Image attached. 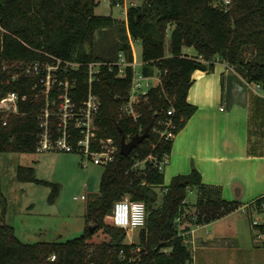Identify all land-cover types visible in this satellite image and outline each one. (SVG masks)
Masks as SVG:
<instances>
[{
    "label": "trees",
    "instance_id": "1",
    "mask_svg": "<svg viewBox=\"0 0 264 264\" xmlns=\"http://www.w3.org/2000/svg\"><path fill=\"white\" fill-rule=\"evenodd\" d=\"M231 4L145 0L141 6L131 5L126 20L120 21L97 15V0H0V101L9 93L20 96V114L9 116L6 126L0 111V156L37 153V115L45 99L33 89L36 79L13 78L30 63L48 60V56L83 64L110 63L120 53L131 62V41L136 40L143 47V74H161V83L141 97L142 116L134 123L119 111L132 85V68H127L123 78L117 76V69L103 68L100 81L94 85L102 101L96 128L99 137H112L119 151L115 161L105 166L99 196L87 206L84 233L67 241L25 243L13 226L3 223L0 264H188L192 253L183 236L187 228L181 227L192 217L196 220L191 223L203 225L241 206L238 201L224 200L218 188L205 185L196 169L175 176L162 190L163 171L150 163L141 171L134 168L150 154L159 159L170 157L174 139L167 140L160 132L167 129L163 124L171 121L169 130L176 136L197 112L198 108L188 101L196 71L212 73L218 60L264 90V0H232ZM186 48H194L197 56L188 57ZM71 76L78 77L72 96L79 101L88 90L85 68ZM170 110L172 115H168ZM139 134L147 138L129 156H123L122 138L129 140ZM17 174L22 183L50 188L48 202H56L59 186L38 179L34 167L20 166ZM192 189L199 196L194 209L187 204ZM124 199L143 202L147 207L146 225L133 243L126 242L125 230L108 220L114 204ZM252 205L262 211L264 200ZM255 228L264 235V224ZM99 232L105 238L97 243Z\"/></svg>",
    "mask_w": 264,
    "mask_h": 264
},
{
    "label": "crops",
    "instance_id": "2",
    "mask_svg": "<svg viewBox=\"0 0 264 264\" xmlns=\"http://www.w3.org/2000/svg\"><path fill=\"white\" fill-rule=\"evenodd\" d=\"M192 77L188 101L198 110L174 138L164 180L196 169L224 200L242 203L221 219L203 225L191 223L195 219L181 227L187 228L183 236L192 253L190 264H264V235L255 233L252 223L255 212V220L264 224V207L259 211L252 205L264 200V90L218 60L212 73L196 71ZM190 192L196 200L187 204L194 209L199 196L196 189Z\"/></svg>",
    "mask_w": 264,
    "mask_h": 264
},
{
    "label": "built area",
    "instance_id": "3",
    "mask_svg": "<svg viewBox=\"0 0 264 264\" xmlns=\"http://www.w3.org/2000/svg\"><path fill=\"white\" fill-rule=\"evenodd\" d=\"M225 2L229 6L232 1L226 0ZM132 6L135 5L132 4ZM132 43L131 41L133 49ZM133 56L134 59L131 62L127 61L124 53H120L115 62L94 61L87 64L48 56V60L30 63L21 74L14 75V80L18 77L36 79L33 89L38 97L45 99V105L37 115L40 129L37 152L76 153L104 167L114 162L119 151L116 141L112 137H99L96 128L97 115L102 101L95 92L94 85L100 81L104 67H108L111 71L117 69V76L121 78L127 76V68L131 67L133 70L132 85L127 100L121 104L119 111L131 118L134 123H138L142 116L139 110L140 99L147 94L150 88L161 83V74L158 72L149 76L144 75L143 62L139 69L134 51ZM82 68H85L88 90L81 100L76 101L72 93L77 88L78 77L71 75L80 72ZM151 81H155L156 84L152 86L149 83ZM143 82H146V90ZM256 88L263 90L259 84H256ZM19 101L20 96L17 93H9L1 99L0 111L4 115V126L7 125L9 116L20 114ZM172 114L170 110L168 115ZM163 125L167 129L160 132L161 136L167 140L174 139V133L169 130L172 122L167 121ZM169 158L166 155L163 159H159L150 154L144 161L137 162L134 168L141 171L147 163H150L160 171H164ZM147 215L145 203L124 199L114 204L111 219L113 225L125 230L128 236L129 232L145 227ZM194 220L195 218L192 217V221ZM178 221L181 219L178 218ZM252 223L254 227L259 225L256 220ZM52 260H55L54 256Z\"/></svg>",
    "mask_w": 264,
    "mask_h": 264
},
{
    "label": "rangeland",
    "instance_id": "4",
    "mask_svg": "<svg viewBox=\"0 0 264 264\" xmlns=\"http://www.w3.org/2000/svg\"><path fill=\"white\" fill-rule=\"evenodd\" d=\"M145 0H97L96 14L126 20L127 8L132 3L141 6ZM226 5V0H215ZM232 1V0H231ZM117 4H120L119 6ZM230 4L229 6H231ZM171 35V33H170ZM170 36L168 35L167 42ZM135 59L142 64V43L133 41ZM193 58L194 48H186ZM152 86L155 81L149 82ZM146 82H143L144 89ZM1 185L0 222L13 226L17 236L24 242L67 241L81 236L85 228V213L90 202L99 196L101 176L105 170L91 160L76 153L37 152L34 154L3 153L0 156ZM37 168L40 179L57 184L60 193L54 204H49L50 188L35 183H22L18 180L20 166ZM172 179L165 178L162 190L170 185ZM162 190L158 192L162 193ZM189 201L196 200L195 192L188 194ZM242 203V202H241ZM30 204H34L30 207ZM35 208V210H33ZM254 214V220L258 217ZM111 221V215L108 217ZM253 221V220H252ZM249 222V221H248ZM247 222V224H248ZM91 225V223H90ZM93 228V224L91 225ZM248 230H249V224ZM256 228H253L255 231ZM140 229L129 232L127 243L138 241ZM256 233V231H255ZM105 238L102 232L95 236L98 243ZM261 244V242H259ZM190 264V263H188Z\"/></svg>",
    "mask_w": 264,
    "mask_h": 264
},
{
    "label": "water",
    "instance_id": "5",
    "mask_svg": "<svg viewBox=\"0 0 264 264\" xmlns=\"http://www.w3.org/2000/svg\"><path fill=\"white\" fill-rule=\"evenodd\" d=\"M147 138L146 134H139L132 137L130 140H127L125 137L121 140L120 153L123 156H129L131 152L141 144ZM93 223L91 222V225Z\"/></svg>",
    "mask_w": 264,
    "mask_h": 264
}]
</instances>
